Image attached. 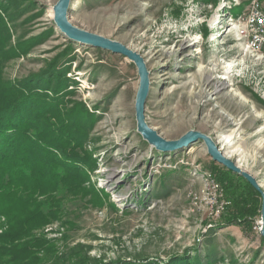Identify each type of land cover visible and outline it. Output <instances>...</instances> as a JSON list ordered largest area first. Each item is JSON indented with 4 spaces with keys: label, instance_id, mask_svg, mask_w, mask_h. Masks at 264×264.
<instances>
[{
    "label": "rangeland",
    "instance_id": "rangeland-1",
    "mask_svg": "<svg viewBox=\"0 0 264 264\" xmlns=\"http://www.w3.org/2000/svg\"><path fill=\"white\" fill-rule=\"evenodd\" d=\"M56 2L0 0L11 51L2 72L14 83L53 67L63 73L67 86L48 90V98L63 113L74 107L85 130L81 151L94 164L84 171V190L66 192L50 222L14 243L0 241V264H167L186 250L203 264H264L261 191L233 171L244 178L234 180L238 191L249 194L236 205L219 180L229 168L202 139L170 152L148 143L137 130L138 67L122 53L71 39L55 22ZM253 6L264 10V0H72L69 19L143 55L150 71L145 114L153 128L168 139L189 129L211 135L264 191V52L250 42L246 16ZM180 40L183 50L172 52ZM231 64L236 78L226 73ZM208 68L227 82L218 98L195 92ZM222 110L236 118L223 129ZM208 174L229 201L216 217L193 198ZM226 211L237 218L228 222ZM9 229L0 215V235Z\"/></svg>",
    "mask_w": 264,
    "mask_h": 264
},
{
    "label": "trees",
    "instance_id": "trees-1",
    "mask_svg": "<svg viewBox=\"0 0 264 264\" xmlns=\"http://www.w3.org/2000/svg\"><path fill=\"white\" fill-rule=\"evenodd\" d=\"M7 34L9 29L0 12V215H5L10 224L9 231L0 235V241L14 243L56 217L66 192L84 190V171L94 164V159L86 150L81 151L85 130L74 115V107L63 113L59 101L48 98V90L58 93L67 86L63 73L53 67L18 83L3 76V60L11 52L4 46ZM236 176L227 169L219 180L238 205L249 194L238 191ZM244 184L256 191L246 180ZM39 195L44 198L39 199ZM9 202L12 205H6ZM14 203L20 205L16 208ZM223 215L228 222L237 218L230 211ZM117 261L136 264L130 259ZM147 264L161 263L148 260ZM167 264L203 263L199 258H191L186 250L172 256Z\"/></svg>",
    "mask_w": 264,
    "mask_h": 264
},
{
    "label": "water",
    "instance_id": "water-1",
    "mask_svg": "<svg viewBox=\"0 0 264 264\" xmlns=\"http://www.w3.org/2000/svg\"><path fill=\"white\" fill-rule=\"evenodd\" d=\"M71 2L72 0H57L53 6L55 22L57 26L66 33V35L71 39L82 43H88L113 52L122 53L129 57L138 67L140 83L135 103L138 132L157 150L164 152L177 151L184 147H189L195 141L202 139L206 145L208 153L215 161H218L232 171L241 174L254 187L261 191L262 206L260 232L264 237V191L261 189L256 177L251 172L241 167L234 159L225 155L217 141L207 133L197 129H189L178 138L168 139L161 135L158 130L153 128L148 123L145 114L146 100L150 92V71L145 62V58L140 52L129 48L126 44L116 39L88 31L73 24L69 19Z\"/></svg>",
    "mask_w": 264,
    "mask_h": 264
},
{
    "label": "built area",
    "instance_id": "built-area-1",
    "mask_svg": "<svg viewBox=\"0 0 264 264\" xmlns=\"http://www.w3.org/2000/svg\"><path fill=\"white\" fill-rule=\"evenodd\" d=\"M246 23L251 32V46L264 52V10L258 6H253L246 16ZM201 181L202 189L198 193H193V198H202L210 207L213 217L219 216L229 201L222 198V189L210 174L202 175Z\"/></svg>",
    "mask_w": 264,
    "mask_h": 264
},
{
    "label": "bare ground",
    "instance_id": "bare-ground-1",
    "mask_svg": "<svg viewBox=\"0 0 264 264\" xmlns=\"http://www.w3.org/2000/svg\"><path fill=\"white\" fill-rule=\"evenodd\" d=\"M186 42L183 40H180V42H178L175 47L173 48L172 52L179 49L181 46V50H183V45H185ZM171 52V53H172ZM217 55V53L215 54V56ZM236 64H231L230 66H228L226 68V73L229 74V77H235L238 75V73L235 72V68H236ZM223 68V66H222ZM204 71V70H203ZM201 71V72H203ZM215 70L214 68H208L206 71V75L200 79L198 85H197V90L195 92L198 93V95L202 96V97H206L208 95H210V98H218L219 97V92L221 90V88L225 87L227 82L225 80H223V78H218L217 76H214ZM223 107V106H222ZM217 114L222 118V123L219 124V128L223 129L224 127H226V125H228L229 123H231V119H236L235 117H227L226 115V111H218ZM231 116V115H230ZM223 141L229 142L231 141L229 136H225L222 138ZM229 157V156H228ZM117 172L116 169H112V173Z\"/></svg>",
    "mask_w": 264,
    "mask_h": 264
}]
</instances>
